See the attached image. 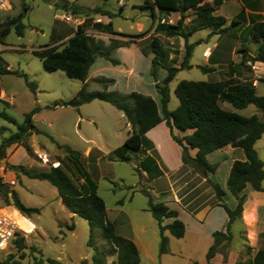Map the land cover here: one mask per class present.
Wrapping results in <instances>:
<instances>
[{
	"label": "rangeland",
	"instance_id": "374dc122",
	"mask_svg": "<svg viewBox=\"0 0 264 264\" xmlns=\"http://www.w3.org/2000/svg\"><path fill=\"white\" fill-rule=\"evenodd\" d=\"M68 1L71 3L65 0H9L11 8L0 10V23H4L24 12V4L29 6L23 20L24 35L19 37L13 29L5 39L6 46L0 44V71L8 69L9 65L8 70L25 73L29 81L36 84V89H32L22 76L15 73L0 74V92L6 93V100L0 103V213L17 223L20 231L7 249L0 251V264H13L16 261L35 264L36 260L48 264V258L58 260L61 264H93L95 252L88 245L91 233L89 222L67 210L57 189L49 182L29 178L19 170L23 168L38 173L59 166L76 185L90 189L96 187L110 217L117 220L118 224L127 214L132 218L134 216L138 225L147 226L150 254L156 256V261L148 259L144 264H184L187 262L186 254L193 256L194 260L200 258L201 249L195 240L182 244L183 240L172 238L169 245L171 253L170 249L168 253L159 252L160 236L158 233L155 241L153 240L151 229L155 222L148 212V198L142 191L148 190L155 198L153 189L142 180L134 167L138 163L137 154L129 152V159L123 161L115 153L132 130L124 114L112 104L101 100H94L78 108L67 105L84 85L87 92L104 90L106 84L103 77H93L89 72L84 83L70 79L61 71H47L41 60L33 54L34 50L44 46L61 47L66 42L64 38L73 36L81 25L88 35L104 44L108 40L110 43L133 41L139 42L140 48L152 51L151 42L156 39L167 53V60H161L163 64L180 67L186 52L180 31H190L193 12L185 14L180 28L179 13L171 15L156 11L154 20L151 9L143 8L145 0H126L124 10L119 8L117 0H108L105 5L103 0ZM108 12L111 15L106 14ZM66 14L71 17L70 21L64 19ZM159 21H164L163 24L176 27L177 30L155 32ZM109 22L118 34H112L105 28ZM143 33L145 34L141 37L129 36ZM223 33L215 34L211 29H205L188 38L189 43H196L190 58L192 67L179 71L170 82L169 110L174 111L179 106L175 89L182 80L214 82L225 79L222 67H216L207 73L201 69L211 66L208 63L213 54L211 46L220 36H224ZM145 39L147 40L144 41ZM204 51H210L208 62L203 57ZM121 57L125 61L134 59L136 76L128 85L117 72H105L119 83L115 89L107 90L122 94L132 88L138 93L150 94L159 99L154 84L163 82L167 70L160 68L155 79L151 75V63L144 56L140 58L125 53ZM245 71L248 72L246 67ZM234 80L244 83L243 79ZM263 94V88H259L257 95ZM158 106L160 107V103ZM223 106L245 117L258 115L264 119V112L254 105L243 110L235 109L229 103H223ZM27 114H33L35 129L26 132L18 143L4 147V142L18 132L17 126L25 123ZM3 115L13 119V122ZM87 147L99 148L102 153L95 150L87 158L84 155ZM67 148L79 153V162L68 154ZM259 152L264 162V151ZM208 161L217 168L214 173L208 172L207 176L220 185L219 182L226 176L225 156L222 152H216L209 156ZM13 191L26 207L38 209V212L30 216L20 215V218L23 216L27 221L24 227L18 215L20 213L13 204ZM119 209H122V214ZM20 238L24 239V249H20L16 243ZM94 244L98 254L104 257L105 264L117 263L116 255H108L110 248L101 232L95 233ZM181 248L186 254H179Z\"/></svg>",
	"mask_w": 264,
	"mask_h": 264
},
{
	"label": "trees",
	"instance_id": "16d2710c",
	"mask_svg": "<svg viewBox=\"0 0 264 264\" xmlns=\"http://www.w3.org/2000/svg\"><path fill=\"white\" fill-rule=\"evenodd\" d=\"M47 1V0H44ZM108 0H103L105 5ZM145 7L151 9L153 19L156 20V11L159 13H180L181 19L178 25L181 28L185 14L193 12L194 19L192 28L188 33L180 31L185 42V56L180 67L165 66L163 60H167V53L159 42L154 39L151 42V49L154 57L151 61V75L156 79L160 68L167 70V76L163 82H156L155 86L160 95V107L151 96H146L138 92L130 94H121L110 92L107 89L115 84L113 79L102 78L105 82V89L102 91L87 92L84 85L78 94L71 99L67 105L78 108L83 104L94 100L108 102L120 110L127 121L132 126V131L125 140L124 144L115 151L120 155L121 160L128 159L124 154L139 151L144 144L145 135L154 127L166 122L167 126L173 130L176 128L181 132L190 131L183 137H177L172 133L173 139L182 147V162L189 166L194 173L207 178L217 198L222 202L225 191L222 187L208 178L207 173H214L216 165L208 162L207 156L226 146L240 148L243 150L246 159L244 161L236 160L232 163L227 177V188L232 196L237 200V206L234 210L221 203L229 215L227 232H216L214 234V243L207 252L209 264L218 253L220 247L231 240L230 226L241 217L243 205L246 200L244 190L250 186L253 190L264 192V162L259 157L255 148L256 143L264 134V119L258 115L250 117L242 116L222 108L221 103H229L235 109L243 110L250 105L264 112V95L258 96L256 88L252 84L240 83L233 78L214 82H194L182 80L175 89V95L179 100V106L171 111L168 108L170 103V82L176 77L177 73L184 69H190V58L192 56L196 43H189L188 38L196 32L211 29L215 34H221L225 31L226 19L215 14V8L207 0H145ZM29 6L24 4V12L17 16L9 18L0 24V44L6 45L5 39L15 29L16 34L21 37L24 35L25 25L23 20L26 18ZM100 10V9H98ZM111 15V13H106ZM237 24V21L234 20ZM178 27V28H179ZM110 33L118 34L114 31L113 25L109 22L105 27ZM168 30H177L176 27L165 25L158 22L155 32ZM252 37L258 43L253 62L264 64V21L254 23L252 26ZM140 35H129L132 37H141ZM173 33H170L172 35ZM128 43H119L112 41L109 46L96 41L86 33V30L80 25L75 34L69 38L61 47L44 46L34 50L33 54L38 57L44 68L49 72L61 71L68 78L85 82L90 69L97 58H104L113 66L120 64L119 60L113 57V52L120 48L129 46ZM162 60V61H161ZM203 72H209L211 69L201 67ZM2 73H15L25 78L28 86L36 89V84L28 79V75L18 71L5 69ZM264 82V79L260 80ZM2 99H0V103ZM6 119L13 122V119L3 115ZM33 114H27L25 123L18 125V132L12 135L4 142V147L12 143H18L21 137L30 129H35L32 122ZM189 149H196L195 157L189 154ZM68 154L79 162V153L66 149ZM24 175L32 179L44 180L49 182L57 189L58 196L63 205L72 214L86 219L91 228L88 245L94 249L93 264H105V259L98 254V249L94 244V235L101 232L110 248L108 255L117 256L116 264H141V256L136 244L117 233L115 224L109 220L106 204L98 196L96 187L78 186L74 183L67 172L61 167L52 168L50 171L32 173L26 169H19ZM137 170V169H136ZM138 171V170H137ZM89 182V181H88ZM148 198V211L157 221L160 231V253L169 252V241L164 235L166 230L171 236L181 239L186 234L184 223L178 219V212L171 210L163 202H155L150 192L142 190ZM13 204L16 210L22 215L30 216L38 212V209L26 207L20 200L18 194L13 191ZM165 218H173L174 221L163 226ZM20 249H24V239L16 240ZM48 264H61L60 261L48 258ZM13 264H21L14 262ZM35 264H44L42 260H36ZM190 264H199L194 261Z\"/></svg>",
	"mask_w": 264,
	"mask_h": 264
},
{
	"label": "crops",
	"instance_id": "0c3cea01",
	"mask_svg": "<svg viewBox=\"0 0 264 264\" xmlns=\"http://www.w3.org/2000/svg\"><path fill=\"white\" fill-rule=\"evenodd\" d=\"M65 1L70 2L68 0ZM74 1L76 0L72 2ZM125 1L117 0L121 10H124L126 6ZM207 1L215 8L216 15L226 19L223 35L227 36H220L213 42L211 46L213 48V54L209 62L207 57L204 56L205 51L203 52V57L211 64L207 68L212 71L216 67H222V72L225 75V79L222 80L229 78L243 79L244 83L255 86L256 93L259 88H263L264 91V82L260 81L264 79V64L252 61L258 43L254 41L251 33L254 23L264 21V0ZM80 6L86 7L84 5ZM173 13L177 12L167 14L173 15ZM234 20L237 21V24L234 23ZM163 22L161 21V23ZM70 37L72 35L65 37L64 42ZM138 44L140 43H131L129 46L120 47L113 52V57L120 62L117 66H113L104 58H97L90 69V75L93 77L113 79L115 84L109 87V89H113L119 86L118 80L106 75L105 72H117L129 85V82L135 78L137 73L134 66V59H132L133 61H125L121 55L126 53L132 54L133 56L137 55L140 58L144 56L150 63L154 57L151 50L140 48ZM105 45L109 46L110 41L105 42ZM1 46L6 45L1 44ZM7 67L9 69L10 66L7 65ZM245 67L248 69V72L245 71ZM128 89V91L122 92V94L136 92L132 88ZM156 94L159 96V99L154 96L151 97L159 105L161 97L158 91ZM143 95L150 96V94ZM0 99L6 100V93L4 91L0 92ZM221 106L226 110L232 111L226 106H223V103H221ZM128 124L130 123L128 122ZM172 133L177 137H183L189 134L190 131L181 132L176 128H173L171 131L166 122L163 121L145 135L143 147L139 151H132L134 154H137L136 158L138 159V163L134 167L140 173L142 180H145L152 187L153 194H155L154 201L163 202L171 210L178 212V219L186 227V234L180 239L183 240L182 244L195 240L198 246H200V258L196 260L190 254H186L183 248L179 250L180 255L186 254L187 256V262L184 264H190L194 261L199 264H209L206 256L209 248L214 243V234L216 232L226 233L230 220L227 211L221 203L226 204L231 210H234L238 203L227 188L228 172L234 161H244L246 157L242 149L232 148L230 146H226L207 156V160L210 155L216 152H222L225 156L226 176L222 179V182H219L225 191L223 201L221 202L208 183L207 178L194 173L189 166L183 164L182 147L173 139ZM255 148L261 158L259 151H264V134L256 143ZM95 150L100 154L102 153L99 148L87 147L84 155L88 158ZM196 152V149H189V154L192 157H195ZM124 156L129 159L128 153L124 154ZM99 159H101V156ZM244 194L246 195V200L243 205L241 217L230 226L231 240L220 247L218 253L211 260L212 264H264V192L255 191L250 186H247ZM119 212L122 214V209H119ZM107 214L109 220L115 224L117 233L132 240L136 244L141 256V264H144L148 259L156 261V256L150 254V247L147 242L149 236L147 235L146 225H138L135 217L133 216L132 218L127 214L125 219H120V224H118L117 220L110 217L108 211ZM149 214L151 213L149 212ZM153 220L155 223L152 229L151 225L149 227L153 235V240L155 241L158 233L160 236V231L157 221L154 218ZM173 221V218H165L162 225L167 226ZM164 235L168 238L169 245H171L172 238L174 237L171 236L168 230L164 232Z\"/></svg>",
	"mask_w": 264,
	"mask_h": 264
},
{
	"label": "built area",
	"instance_id": "2783aa9c",
	"mask_svg": "<svg viewBox=\"0 0 264 264\" xmlns=\"http://www.w3.org/2000/svg\"><path fill=\"white\" fill-rule=\"evenodd\" d=\"M10 8L9 0H0V10H8ZM64 19L70 21L71 17L66 14ZM209 55L210 51L204 52L205 57ZM19 232L17 224L6 214L0 213V251L7 249L11 242L18 236Z\"/></svg>",
	"mask_w": 264,
	"mask_h": 264
},
{
	"label": "bare ground",
	"instance_id": "6f19581e",
	"mask_svg": "<svg viewBox=\"0 0 264 264\" xmlns=\"http://www.w3.org/2000/svg\"><path fill=\"white\" fill-rule=\"evenodd\" d=\"M17 213H18V212H17ZM18 215H19V218H20V215H21V214H18ZM20 219H22V221H23V222H22V224H21V225H22V227H24V226H25V224L27 223V221H26V219H25L23 216H21V218H20ZM16 224H17V223H16Z\"/></svg>",
	"mask_w": 264,
	"mask_h": 264
}]
</instances>
